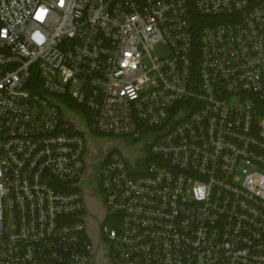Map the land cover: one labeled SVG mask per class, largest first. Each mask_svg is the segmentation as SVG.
Returning a JSON list of instances; mask_svg holds the SVG:
<instances>
[{
	"label": "built area",
	"instance_id": "obj_1",
	"mask_svg": "<svg viewBox=\"0 0 264 264\" xmlns=\"http://www.w3.org/2000/svg\"><path fill=\"white\" fill-rule=\"evenodd\" d=\"M92 130L113 264H264V0H0V264H89Z\"/></svg>",
	"mask_w": 264,
	"mask_h": 264
},
{
	"label": "rangeland",
	"instance_id": "obj_2",
	"mask_svg": "<svg viewBox=\"0 0 264 264\" xmlns=\"http://www.w3.org/2000/svg\"><path fill=\"white\" fill-rule=\"evenodd\" d=\"M167 50L166 47L162 46L161 49L159 47H156L155 50H153L154 54L157 53H163ZM80 114V112H79ZM83 119V123H86V118L81 115ZM161 131V128H151L147 130H141V136L140 138H134L131 134H125L122 135L121 138L123 139L124 146L127 147L126 149V157L125 161L127 166L132 172H141L145 170L147 163L149 161V144H147L148 138L154 137L157 134H159ZM111 137L108 136L105 133H100V132H95L91 131L89 135V141H90V146L93 151H99L100 146L102 142H104L106 139H110ZM118 147L117 142H111L109 145V148H116ZM98 168H92V172H90L89 177L92 178V182L95 185L96 188V195L99 200V202L102 204V194L100 193L97 185L99 181L98 177ZM89 179L86 178L85 183H88ZM91 208L96 209V206L91 204Z\"/></svg>",
	"mask_w": 264,
	"mask_h": 264
},
{
	"label": "water",
	"instance_id": "obj_3",
	"mask_svg": "<svg viewBox=\"0 0 264 264\" xmlns=\"http://www.w3.org/2000/svg\"><path fill=\"white\" fill-rule=\"evenodd\" d=\"M79 130L82 131L81 128H79ZM85 135L86 137H88L87 129ZM88 144H89V148L92 149L89 140H88ZM103 148L105 150L106 144H103ZM88 157H90V155ZM92 164H93L92 161L87 162L84 176L79 184L83 193L84 205L87 213L86 216L87 232L93 246L92 258L89 264H113L108 258V256L105 255V248L101 233V222L105 215L104 208L99 203L98 204L99 212L94 214L86 202L84 181Z\"/></svg>",
	"mask_w": 264,
	"mask_h": 264
},
{
	"label": "flooded vegetation",
	"instance_id": "obj_4",
	"mask_svg": "<svg viewBox=\"0 0 264 264\" xmlns=\"http://www.w3.org/2000/svg\"><path fill=\"white\" fill-rule=\"evenodd\" d=\"M101 147V146H100ZM98 155V151H94L93 153V158H92V162L93 164L91 165L90 169L92 170V168H98L100 167V160L97 157ZM89 179L88 183H85V196H86V202L88 204V206L91 208V204L96 206V209L91 208L92 212L94 214L99 212V208H98V204L100 203L97 195H96V188L95 185L92 182V178H90L89 176L87 177ZM86 180V179H85ZM101 204V203H100ZM102 206V204H101ZM103 207V206H102Z\"/></svg>",
	"mask_w": 264,
	"mask_h": 264
},
{
	"label": "trees",
	"instance_id": "obj_5",
	"mask_svg": "<svg viewBox=\"0 0 264 264\" xmlns=\"http://www.w3.org/2000/svg\"><path fill=\"white\" fill-rule=\"evenodd\" d=\"M70 105L74 108V109H76V110H78L79 109V106L77 105V104H74V103H70Z\"/></svg>",
	"mask_w": 264,
	"mask_h": 264
}]
</instances>
